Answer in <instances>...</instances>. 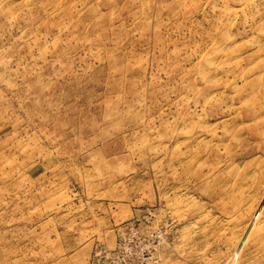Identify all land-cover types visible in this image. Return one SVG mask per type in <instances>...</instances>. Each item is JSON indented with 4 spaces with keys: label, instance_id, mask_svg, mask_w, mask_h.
Wrapping results in <instances>:
<instances>
[{
    "label": "rangeland",
    "instance_id": "obj_1",
    "mask_svg": "<svg viewBox=\"0 0 264 264\" xmlns=\"http://www.w3.org/2000/svg\"><path fill=\"white\" fill-rule=\"evenodd\" d=\"M0 264H264V0H0Z\"/></svg>",
    "mask_w": 264,
    "mask_h": 264
}]
</instances>
